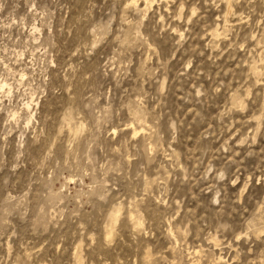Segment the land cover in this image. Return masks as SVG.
<instances>
[{
    "label": "clouds",
    "instance_id": "9594fccd",
    "mask_svg": "<svg viewBox=\"0 0 264 264\" xmlns=\"http://www.w3.org/2000/svg\"><path fill=\"white\" fill-rule=\"evenodd\" d=\"M102 2L104 17L83 14L65 25L61 13L54 30L55 10L69 0H48L46 9L34 12L26 36L0 33V170L6 146L15 150L11 172L34 146L54 161L27 185L19 209L20 200L0 184V264H62L63 239L51 252L47 240L33 239L42 234L39 228L18 231L9 217L59 223L66 209L79 215L89 201L109 220L129 202L134 213L131 224L113 221L99 241L129 251L99 264H264V0ZM36 7L33 0L30 10ZM42 29L43 38L37 35ZM73 29L76 42L61 63L60 42ZM83 63L95 65L97 74L103 69L104 76L115 68L117 79L135 83L118 99L104 94L103 105L93 92L78 97L72 81ZM62 73L63 81L53 83ZM93 74L79 76L88 81ZM172 81L180 95L176 108L168 109ZM50 101H61L51 113ZM188 105L191 119L181 111ZM68 109L70 121L63 115ZM66 174L88 176L89 183L66 192ZM80 239L88 249L96 246Z\"/></svg>",
    "mask_w": 264,
    "mask_h": 264
},
{
    "label": "rangeland",
    "instance_id": "374dc122",
    "mask_svg": "<svg viewBox=\"0 0 264 264\" xmlns=\"http://www.w3.org/2000/svg\"><path fill=\"white\" fill-rule=\"evenodd\" d=\"M37 7L33 10L32 8L33 0H6L3 10H0V33L4 31L10 32L14 37L23 33L25 36L28 34L31 25L33 23L34 12L38 13L41 9H46L48 0H35ZM95 5V6H93ZM139 6L142 8L143 3L141 2ZM107 12V5H104L102 0H69V3L62 9L55 10V16L52 18V24L54 30H58V22L57 17L63 13V22L65 25L70 24L71 22L78 21L83 14H90L94 19H100L104 17ZM151 15V13H149ZM217 13L214 10L210 13L212 19H216ZM5 24L11 25L10 28L5 29L3 26ZM36 27H40L39 17L36 19ZM47 33V29H42L40 35L42 38ZM65 39L60 42V53L57 59L60 60L61 63H64L67 60L66 52L68 49L72 48L77 39V30L73 29L72 34L69 35L67 32L64 33ZM208 38L205 37L201 43L206 42ZM164 47H167L165 45ZM198 47V45H196ZM208 54H211V50H209ZM205 53H201L200 56L204 60H207V55ZM40 53L37 52L36 56H39ZM150 53L145 51L144 60L147 62ZM177 59H179L180 53L176 54ZM76 58L74 57L73 60ZM137 59L139 56L137 54ZM175 64V62H173ZM66 66V65H65ZM95 65L89 63H83L77 70V75L75 79L72 81L75 89L76 95L81 97L82 95H87L89 92L96 93L101 95L100 104L103 105L105 100V95L120 98L123 91L126 89H130V86L135 83V81H129L126 77L121 79H117V72L115 68H109L108 71L111 73L109 76L103 75V69L99 70V74L95 71ZM208 70L215 75V65L211 63L208 64ZM85 71H93L94 74L89 78L88 81H82L80 79L79 73ZM140 74H143V69L140 68L137 70ZM188 71H192L189 69ZM175 74V67L173 68L172 75ZM63 81V73L53 80V83H59ZM173 88L172 94L167 98L166 108L175 109L177 106V102L179 101V83L176 81H172ZM117 86L120 91L117 92ZM167 87V85H166ZM61 101H57L55 105L49 102L47 111L49 113L55 111L56 108L60 106ZM39 106L37 105V108ZM191 105L188 107L181 108V111L188 113L187 118L191 119ZM65 119L70 121L72 119V111L68 109L65 113H63ZM65 132H69L71 135L78 134V130H73L66 128ZM130 134L132 129H125ZM136 131H139L136 129ZM191 131V130H190ZM113 136L120 139V135L118 132L113 131ZM115 143V141L113 142ZM186 143L190 147L194 143L193 135H189L186 137ZM102 147L107 152V144L102 145ZM15 157V150L13 147H5V151L3 153V160L6 162V166L3 170H0V184H2L8 191L12 193V195L16 196L20 200V204L17 205V209H19L24 203V192L27 185L35 180L39 175L41 170L44 171V174H47V167L54 163L53 160L49 158H45L40 156L39 149L35 146L32 149H29L28 152L25 153V156L21 159L22 166L15 170V172L10 171V164L13 162ZM71 159V158H69ZM39 165V169L37 168ZM147 180L148 177L145 176ZM65 182L67 184V188L65 191L67 192L69 189H75L81 187V185H87L89 183L88 176H74L66 174ZM36 185H33V188H36ZM121 190H127V184H122ZM55 200V197H51ZM67 203V202H65ZM61 208L64 205L60 206ZM69 208H72V205H69ZM49 211L54 215L55 209H49ZM127 213V215H125ZM134 218V213L131 211L130 202L128 206L124 209H114L112 211V218L109 220L105 214L95 205H93L90 201L85 204L84 209L80 211L79 215H73L72 211L65 210L64 216L61 219L57 217L59 223L53 221L52 223H45V221L38 216L31 215L30 217L26 216L23 220L20 219L17 213H13L12 216L9 217V220L13 225L17 227L18 231H22L29 225H35L40 229L41 235L33 238L34 240H38L39 243H44L47 240V244L45 247L49 248L51 252H55V244L59 242L61 239L64 240V246L67 248L62 259V264H81L83 261L84 264H87L89 260L96 261L99 264L101 258L104 260H108L109 262L115 260L117 256L123 258L125 254L129 251V249L125 248L121 250L120 248H116L115 251L111 248L101 247L99 241L101 239H107L111 227L112 222L114 221L117 226L122 223L131 224ZM47 227L48 231H43V228ZM77 230H79L80 235H77ZM98 233L100 235H98ZM80 236H84L88 243H92L96 241V246L92 249H88L84 240L80 239ZM75 241V242H73ZM70 245V247H68Z\"/></svg>",
    "mask_w": 264,
    "mask_h": 264
}]
</instances>
